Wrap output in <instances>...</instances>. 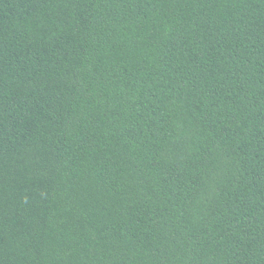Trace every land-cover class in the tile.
Here are the masks:
<instances>
[{
	"label": "trees",
	"instance_id": "1",
	"mask_svg": "<svg viewBox=\"0 0 264 264\" xmlns=\"http://www.w3.org/2000/svg\"><path fill=\"white\" fill-rule=\"evenodd\" d=\"M0 264H264V0H0Z\"/></svg>",
	"mask_w": 264,
	"mask_h": 264
}]
</instances>
